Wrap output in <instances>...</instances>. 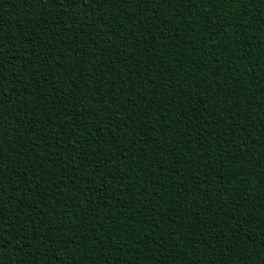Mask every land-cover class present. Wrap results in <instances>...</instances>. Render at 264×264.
Masks as SVG:
<instances>
[{
	"label": "trees",
	"instance_id": "1",
	"mask_svg": "<svg viewBox=\"0 0 264 264\" xmlns=\"http://www.w3.org/2000/svg\"><path fill=\"white\" fill-rule=\"evenodd\" d=\"M243 11L0 0V264H264V3L229 18ZM53 81L69 111L79 118L80 98L91 111L75 135L55 94L44 99Z\"/></svg>",
	"mask_w": 264,
	"mask_h": 264
},
{
	"label": "snow or ice",
	"instance_id": "2",
	"mask_svg": "<svg viewBox=\"0 0 264 264\" xmlns=\"http://www.w3.org/2000/svg\"><path fill=\"white\" fill-rule=\"evenodd\" d=\"M44 2H45V0H37V3H41L42 4ZM47 2L48 3H51V4H54L58 9H63V8H65L66 5L67 6H72V5H75L77 3H80L81 6H83V0H47ZM143 2H144V0H91V3L92 4H96V3L113 4L116 7H119L121 3H124L126 5L131 6L133 4H138L139 5V4H142ZM201 2L202 3L203 2H207L209 4H212V3H216V4H226V5H229V6L231 4H233V3H238V4H240L245 9V11H243L242 13L232 14V15H230L229 18L230 19H235V20L239 21L241 15H244V16H247L248 15L247 8H248V5L249 4H252V3H264V0H201ZM148 3L149 4L156 3V0H148ZM160 3H164V4L168 5L169 7L171 6V0H160ZM54 19L56 21H59V16L54 17ZM146 21H147V23L145 25L146 28H151V27L154 26V24H153V17L151 15L146 18ZM162 23H166V21H162ZM259 23L262 26H264V18H261L259 20ZM229 26H231V25H229ZM238 26H241L242 27L243 25L242 24H238ZM131 27H133V28L136 27L135 22H133L131 24ZM217 31H219V28H217ZM170 38L171 37H169V36L161 35L158 39L161 40V41H164V40H168ZM105 63L106 64L111 63V60L105 61ZM0 67H2V65H0ZM61 67L63 68L64 65H61ZM159 67H160V65H157L156 66V69L158 70ZM114 70L115 69H113V71ZM68 71L81 72V69H79V68H70V69H68ZM139 71H140V68H137L136 71L133 72V75H138L139 74ZM145 72H146V75H148L149 77L151 76V73L150 72H147V69L146 68H145ZM77 78L78 79L79 78H82V73H81V77H77ZM129 79H131V77H129ZM5 80H7V77L4 76L3 74H0V107H3L5 105V103L8 100H10V97L7 96V93L3 91L4 86H5L4 85ZM62 83H63V85H70L72 83V77L70 75H66L65 78L63 79ZM91 83H94L97 86H99L100 85V78L98 77L97 79L91 81ZM145 83H147V81H145ZM85 86L90 87V83L86 82V85ZM165 87H167V85ZM109 89L113 93L115 91H120L118 89H113V87H112L111 84L109 85ZM72 91L82 92L83 91V86H81L79 88H76V89H73ZM127 91H134V88H130ZM52 94H55V97L59 99V102H60V104L62 105V107H63V109L65 111V115L63 116L64 122L67 123L69 120H72L73 123L76 125V127L73 129V135H75L76 131H79V127H78L79 118H84L86 113L89 116H91V111L88 108H86V107L83 106V104H82V98H80L79 101H78L81 104V111H80L79 118L76 116L74 110L69 111V109L72 108V105H71V103H66L65 102L67 96L63 92L61 85L56 84L55 81H53V83L49 85L48 92L45 94V97H44L45 101H47L48 96H50ZM137 96H139L141 99H143V96L140 93H137ZM110 99H112V101L114 103L115 102V95L113 94L112 96H110ZM72 100L77 101L78 100V97L77 96H72ZM225 103H226V101H225ZM117 107H119V106H117ZM54 110H55L54 107L48 109V111H54ZM100 111H105V108H100ZM108 111L109 112L111 111V105L108 106ZM144 111H145V113L147 115H149V119L144 122L145 125L148 126V125L151 124L150 114L148 113V109L147 108H145ZM135 115H136L135 107L130 108L129 111H128V115H127V118L126 119L127 120H132L133 116H135ZM94 119H98V117H94ZM113 119H114L113 117L109 116V122H108V124H105L104 125V128L105 129H108V130H111L112 128H116V129H118L123 134V131L124 130L122 128H120L119 124H113L112 123V120ZM124 122H125L124 117H122L121 118V123H124ZM157 123H159V121H157ZM110 125H111V127H110ZM61 131H63V129H61ZM203 131H204V129L201 128V133ZM82 135H83V133H82ZM225 135H227V133H225ZM112 138L115 139V136H113ZM69 139L71 140V138H69ZM197 139H199V135L197 136ZM225 142H229V141H225ZM96 143L99 144V141H96ZM130 143L134 144L135 143V140L130 141ZM144 143L145 144L148 143V140L147 139L144 140ZM187 143L188 144H192V140H188ZM67 146L78 147L79 146V140L71 141V143L69 145H67ZM193 147H195V145H193ZM125 151H126V149H125ZM2 153H3V149H2V146H0V156H2ZM241 154H243V153H241ZM144 155L145 154L142 153L141 159H143V156ZM56 156H57V159H66L64 157V154H63V149H61L56 154ZM195 156H196V152L194 151L193 154H192V157L191 158H188L186 162L188 164L195 163ZM78 159H79V156L73 157L71 159V165H74L75 162H76V160H78ZM161 159H163V158L161 157ZM157 163H159V161H157ZM0 166H2V161H0ZM68 166H70V165H65V167H68ZM80 166L83 167V164H81ZM153 167H155V165H153ZM197 168H199V165L198 164H197ZM214 174H215V170L214 169H210L209 172L204 173L205 176L214 175ZM237 174H240V173H237ZM96 178L99 179L98 176ZM221 179H223V176L221 177ZM102 187L107 188L106 185H102ZM181 187H183V185H181ZM57 195L62 196L63 193H57ZM57 202L59 203L60 201H57ZM93 211H98V209H94ZM152 211H155V209H153ZM2 212H3V209L0 208V232H2L4 230V222H3ZM110 214H111V212L109 213V215ZM105 218H107V217H105ZM63 219H66V217L63 218ZM124 219H127V217H125ZM121 223H122V221H121ZM8 227L10 228L11 225H8ZM23 229H24V224H20V226L18 228V232L19 233H22L23 232ZM124 239H127V237L125 236ZM136 239H141V238L140 237H136ZM54 248H55V245H54ZM149 251H151V249H149Z\"/></svg>",
	"mask_w": 264,
	"mask_h": 264
}]
</instances>
